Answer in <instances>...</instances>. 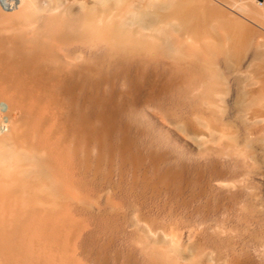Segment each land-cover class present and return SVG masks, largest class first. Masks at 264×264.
Returning a JSON list of instances; mask_svg holds the SVG:
<instances>
[{
    "label": "bare ground",
    "instance_id": "obj_1",
    "mask_svg": "<svg viewBox=\"0 0 264 264\" xmlns=\"http://www.w3.org/2000/svg\"><path fill=\"white\" fill-rule=\"evenodd\" d=\"M90 1L0 0V264H248L264 0Z\"/></svg>",
    "mask_w": 264,
    "mask_h": 264
},
{
    "label": "rangeland",
    "instance_id": "obj_2",
    "mask_svg": "<svg viewBox=\"0 0 264 264\" xmlns=\"http://www.w3.org/2000/svg\"><path fill=\"white\" fill-rule=\"evenodd\" d=\"M61 2L69 1V0H58ZM80 2H91L90 0H78ZM2 12H7L4 11L3 9H0ZM228 82L230 86L233 88L235 86L234 80L228 79ZM234 91V89H233ZM233 97H235L233 95ZM0 110L3 112L4 116V123H0V134L2 132L4 133L6 130V123H7V117L8 115L6 114V105L1 104L0 105ZM240 124V123H239ZM172 141L176 144V150H177V155L181 157V162L182 165L187 166L189 163H193L196 161V159L199 157V148L195 144H193L191 141L185 140L181 137L178 136H173ZM255 164V169H259L261 172V176L256 177H250L249 180L247 181L248 184V189H247V198L249 201L253 202L256 204V208L259 209L260 212H262V215H264V162L260 159L258 162L255 161H250L248 164ZM184 196L187 197L189 194H191V189L185 185L184 188ZM181 202V201H180ZM201 203H199L200 205ZM198 205H196L197 207ZM195 205H190L188 207V211L192 212L194 211ZM209 215H212L210 212ZM262 215H260L262 217ZM222 218L225 220H229L230 216L229 214L223 213V210L217 213L216 216H212L211 218ZM259 218V225L257 222L251 221L252 225L249 223L251 230L254 229V231H259L262 228H264V218ZM237 248L238 250L243 254V260H245L248 264H264V240L256 241V240H250L249 238H245L243 241L238 240ZM128 249V242L124 237H119L116 238L115 242H113L111 251L113 252H123Z\"/></svg>",
    "mask_w": 264,
    "mask_h": 264
}]
</instances>
